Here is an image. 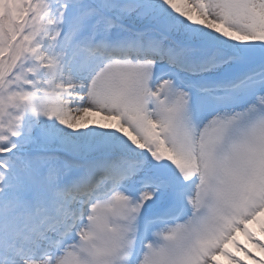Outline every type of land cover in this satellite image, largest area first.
I'll use <instances>...</instances> for the list:
<instances>
[{"label": "snow or ice", "instance_id": "1", "mask_svg": "<svg viewBox=\"0 0 264 264\" xmlns=\"http://www.w3.org/2000/svg\"><path fill=\"white\" fill-rule=\"evenodd\" d=\"M264 0H0V264H264Z\"/></svg>", "mask_w": 264, "mask_h": 264}, {"label": "rangeland", "instance_id": "2", "mask_svg": "<svg viewBox=\"0 0 264 264\" xmlns=\"http://www.w3.org/2000/svg\"><path fill=\"white\" fill-rule=\"evenodd\" d=\"M251 229L256 233L259 239L264 240V233H261L259 225L256 226V224H253V226H251ZM240 241L242 245L247 247L249 251H251L256 257L264 260V253H262L257 247H255V245L250 243L247 240V237L244 236L243 238H240ZM230 250L233 251L236 254V256L239 257L240 260L244 261V264H256L255 260L245 256L243 252L236 251V249L233 248L232 246H230ZM221 261L222 264H229V262L227 260H224L223 258H221Z\"/></svg>", "mask_w": 264, "mask_h": 264}, {"label": "bare ground", "instance_id": "3", "mask_svg": "<svg viewBox=\"0 0 264 264\" xmlns=\"http://www.w3.org/2000/svg\"><path fill=\"white\" fill-rule=\"evenodd\" d=\"M251 226H253V224L252 225H249V228L251 229ZM256 226H258V224H256ZM244 237V235L243 234H238V236H237V238H238V240L240 241V238H243ZM240 243H241V241H240ZM242 244V243H241Z\"/></svg>", "mask_w": 264, "mask_h": 264}]
</instances>
